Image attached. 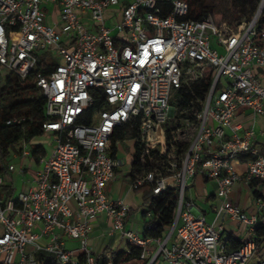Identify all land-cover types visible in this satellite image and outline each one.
Instances as JSON below:
<instances>
[{
    "label": "built area",
    "instance_id": "obj_1",
    "mask_svg": "<svg viewBox=\"0 0 264 264\" xmlns=\"http://www.w3.org/2000/svg\"><path fill=\"white\" fill-rule=\"evenodd\" d=\"M46 4L58 9L57 25L45 23ZM258 8L249 22L231 27L212 15L186 19L187 0H0V67L7 76L24 80L47 50L55 61L36 82L45 99L43 134L55 147L42 148L29 190L0 197V264H97L87 234L101 214L111 221L110 234L121 235L125 250L138 248L134 260L144 264H264V234L257 230L264 198L247 215L230 196L237 182L264 180L253 128L239 134L234 122L240 109L250 110L252 122L264 115V86L254 72L264 68V27L255 31L264 0ZM206 78L201 97L194 84ZM178 90L187 97L181 108L169 103ZM97 92L103 105L93 108ZM124 125H136L139 166L129 187L176 192L174 218L161 238L128 227L129 205L106 194L121 165L111 137ZM9 151L31 157L24 139ZM239 158L246 159L243 174L232 166ZM194 176L216 185L211 220L187 192ZM227 219L247 234L236 248ZM66 239L78 248H67ZM38 253L48 257L38 260ZM102 264H114L110 254Z\"/></svg>",
    "mask_w": 264,
    "mask_h": 264
},
{
    "label": "trees",
    "instance_id": "obj_2",
    "mask_svg": "<svg viewBox=\"0 0 264 264\" xmlns=\"http://www.w3.org/2000/svg\"><path fill=\"white\" fill-rule=\"evenodd\" d=\"M216 1V0H214ZM188 13L185 16L189 20H201L208 15L215 14V5L213 0L211 3H206L205 0H187ZM260 0H221V6L217 13H221L223 17H228L226 22L231 27H236L239 24H246L253 18L258 7ZM241 14L244 17V22L237 20L232 23L235 14ZM214 17V16H213ZM222 21V20H221ZM264 27V12L258 17L255 23L256 34L260 32ZM258 41V36L255 38ZM256 41V42H257ZM38 60L35 69H33L24 80L18 81L12 76H6V82L2 88H0V102L7 101L4 106L0 105V173L6 172V156L9 150L21 139L29 142L31 139L42 136V123L47 119L44 107L45 99L38 92L36 85L38 75H45L52 70L54 66V59L51 56V51L37 54ZM209 85V80H201L194 84V91L201 97L204 96ZM38 93V94H37ZM98 96L95 100L94 107L103 105L104 96L97 92ZM186 95L182 90L176 91L170 100V105L181 108L186 104ZM13 118L21 119L18 124H6V121ZM84 122H88L87 120ZM136 134V125L134 126H120L116 128L114 134L111 137V145L113 153L117 150V143L119 140L133 139ZM134 142V141H133ZM134 152L132 154V161L130 167L129 176L132 177V172L139 166L137 162V152L134 142ZM30 154L38 159V155H42L44 150L38 145H29ZM4 184V183H3ZM3 186V185H2ZM1 186L0 197L2 199L10 197L13 193L11 185ZM140 194L142 206L145 209L142 212L143 216L149 214V218L145 219L142 224L143 237L161 238L163 237L174 218V210L176 206V192L173 187H168L162 190L158 194H153L151 187L148 185L142 186L135 190ZM257 191H255L256 193ZM258 234H264V225H258ZM228 242L232 248L238 247L241 242L239 239H235L230 236ZM109 247H105L100 254L96 257L97 264H102L105 259L106 252H109L114 264H122L130 262L137 258L139 249L136 247H130L127 250H109ZM43 257H48L44 253H38L37 259L41 260Z\"/></svg>",
    "mask_w": 264,
    "mask_h": 264
},
{
    "label": "crops",
    "instance_id": "obj_3",
    "mask_svg": "<svg viewBox=\"0 0 264 264\" xmlns=\"http://www.w3.org/2000/svg\"><path fill=\"white\" fill-rule=\"evenodd\" d=\"M43 10L45 13L44 21L47 25L54 26L57 25L58 21V9L51 5H44ZM254 72L256 77L259 79L262 86H264V68H254ZM234 122L239 123L241 128L239 129L238 133L242 134L246 129L252 127L255 132V144L259 146L262 153H264V115L258 116L254 122H252V115L249 109H240L236 112ZM48 134V133H47ZM45 135V134H43ZM32 140V139H31ZM28 142L29 145L33 146L34 144ZM44 148L41 143L37 144ZM133 152L124 153L123 158L116 157L121 160V165L118 167L116 171V177L113 181L108 183L107 187L110 185H117L119 187V192L116 195L115 199H122L127 205L130 207V213L127 225L140 233H142V224L140 230L137 229L132 220V217L135 213H139L142 217V212L145 209L142 206V201L140 198V194L137 193L135 190H132L129 187L131 177L129 176L130 167H131V158ZM19 159L17 162L19 165H15L14 175L10 172L8 173V169L6 167V172L1 175L4 179L3 186L11 185L13 188V193L10 197H15L19 192H25L29 190L33 185V176L35 171L38 169L39 165L36 162V159L33 155L30 158L22 159V158H15ZM232 166L236 172L239 174H243L246 170V159L239 158L237 162H233ZM22 169L23 172H19L18 170ZM196 185L197 190L195 191L192 187ZM2 186V187H3ZM1 189V188H0ZM215 189L216 185L212 180L202 178L200 176H194L188 180V190L187 192L193 197L196 211L201 212L206 216L207 220H211L213 217V211L211 209V204L217 203V199L215 197ZM255 191H257L255 193ZM107 196L109 197L107 191ZM232 200L238 205V207L244 211L245 213L249 212L251 209L256 210V198L262 197L264 198V180L261 182L252 181L251 184L247 185L243 182H237L232 186V190L230 193ZM4 198V199H6ZM111 199V197H109ZM229 222L233 223V221ZM231 225L227 226L226 222L224 225L225 230L227 233L234 237L235 239H239L240 242L244 241L247 238V234L245 231L244 226L237 224V228L231 229ZM111 229V221L108 219L104 214L97 216L91 222V228L87 234V246L91 248L94 257H97L98 254L102 252L105 247H109V250H125L126 244L124 240L121 238L119 233L110 234ZM75 242L76 245L67 247L68 242ZM65 245L69 249H77L78 242L73 239H66ZM109 254V252H106ZM105 254V255H106Z\"/></svg>",
    "mask_w": 264,
    "mask_h": 264
},
{
    "label": "rangeland",
    "instance_id": "obj_4",
    "mask_svg": "<svg viewBox=\"0 0 264 264\" xmlns=\"http://www.w3.org/2000/svg\"><path fill=\"white\" fill-rule=\"evenodd\" d=\"M206 3H211V0H205ZM214 5H215V14L213 15L215 17L216 20L218 21H223L225 20L226 22H228V17H223V15H221V13H217L216 11H218L219 7L221 6V0H216L214 1ZM252 19V18H251ZM232 23H235L237 20H240L242 23H246L244 22V17L241 15V14H235L233 19ZM250 21V20H249ZM51 56L53 57L54 56V52L51 51ZM0 73H1V76H0V88H2L6 82V76L8 75V71L6 69H4L3 67H0ZM38 94V93H37ZM8 102L7 101H2L0 102V105L1 106H4L6 105ZM31 142L34 144V145H37L38 143H41L45 149V151L51 153L52 150L54 149L55 147V143L53 141V137L50 135V134H45V135H42V136H38V137H35L31 140ZM134 142L132 141V139H128V140H119L118 143H117V156L119 158H123V154L124 153H129V152H134ZM27 160V158H25ZM19 161V159H15L12 157V153L9 151V153L7 154L6 156V161H5V166L7 167L8 164H15V165H19L17 162ZM10 172V170L8 171V173ZM12 175H14V171H11L10 172ZM197 186L194 185L192 188L196 191ZM109 197H111V199H115L116 195L118 194L119 192V187L117 185H110V187L108 186L107 189H106ZM254 209H251L249 212H247L246 214L247 215H250L252 213H254ZM132 220L134 221L135 225L137 227L138 230H140L141 228V224H143L144 222V218L138 213H135L132 217ZM226 225L229 226L231 225L232 228L231 229H236L237 228V224L236 222H229V220L227 219L226 220ZM230 226V227H231ZM242 226V225H241ZM76 245L75 242H68L67 243V247H71V246H74ZM122 264H144L143 261H135V260H132L130 262H125V263H122Z\"/></svg>",
    "mask_w": 264,
    "mask_h": 264
},
{
    "label": "water",
    "instance_id": "obj_5",
    "mask_svg": "<svg viewBox=\"0 0 264 264\" xmlns=\"http://www.w3.org/2000/svg\"><path fill=\"white\" fill-rule=\"evenodd\" d=\"M260 11V8L257 9L256 13L254 16H256L258 14V12Z\"/></svg>",
    "mask_w": 264,
    "mask_h": 264
}]
</instances>
